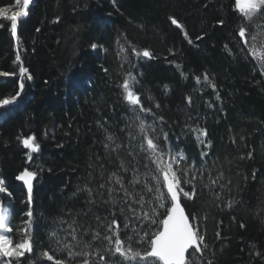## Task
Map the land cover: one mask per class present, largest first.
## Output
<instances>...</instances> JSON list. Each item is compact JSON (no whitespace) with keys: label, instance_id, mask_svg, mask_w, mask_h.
<instances>
[{"label":"trees","instance_id":"trees-1","mask_svg":"<svg viewBox=\"0 0 264 264\" xmlns=\"http://www.w3.org/2000/svg\"><path fill=\"white\" fill-rule=\"evenodd\" d=\"M13 3L0 0V7ZM233 4L234 0H31L30 13L19 21L17 33L21 59L33 78L25 80L19 103L0 108V180L12 194L13 237H19L29 207L33 213L34 252L26 253L21 264H53L37 258L48 248V233L58 226L54 221L63 219L66 223L59 226L67 228L75 219L88 227L94 225L95 215H108L111 206L99 197L89 211L87 194L77 189L88 184L95 190L103 183L101 165L105 179L118 167L103 141L107 130L118 143L128 142L121 129L131 113L118 85L129 70L139 81L135 91L143 105L164 117V130L175 149L184 151L188 164L203 166V175L197 173L198 195L193 200L182 197L186 213L199 217L206 236L202 264H264V70L236 41L242 18ZM169 17L176 18L183 31ZM9 24L0 18V70L5 72L18 69ZM257 24L264 25V20L253 21L252 32ZM129 44L149 50L152 58L135 57ZM120 45L129 63L122 64L117 56ZM204 73L215 90L196 84L194 77ZM17 90V76L0 77V99ZM11 110L15 114L10 115ZM186 122L206 129L211 145L204 148L194 136L182 135ZM30 134L40 145L31 160L18 139ZM201 151L207 157L202 159ZM120 155L131 159L125 152ZM144 163L140 158L141 172L146 170ZM25 167L37 173L31 205L14 180ZM221 172L223 178L212 184Z\"/></svg>","mask_w":264,"mask_h":264},{"label":"snow or ice","instance_id":"snow-or-ice-1","mask_svg":"<svg viewBox=\"0 0 264 264\" xmlns=\"http://www.w3.org/2000/svg\"><path fill=\"white\" fill-rule=\"evenodd\" d=\"M29 5L30 0H16L17 10L0 8V18L10 22V33L13 38H17L18 21L29 14ZM233 8L242 18L236 30V41L241 51H246V55L264 70V40H261L264 31L259 30L264 29V25L257 24L256 32H252L250 28L253 21L264 20V0H234ZM169 19L173 25L183 31V25L176 18L169 17ZM218 23L223 25L224 21ZM184 35L188 39L186 32ZM188 42L193 43L191 39H188ZM92 47L97 46L93 44ZM129 47L137 58L141 56L152 58V53L147 49L138 50L131 44ZM225 49L231 53L227 45ZM117 56L120 57L122 64L129 63L124 45H120ZM20 61L21 55L18 51L14 61L18 64V73L0 72V77L18 76L19 89L14 95L0 99V108L16 103L24 90L25 80L30 81L33 78ZM179 67L177 65L178 69ZM194 79L197 85L203 83V86H210L215 90V84L207 73ZM138 84L137 77L129 70L118 85L121 89L122 101L131 113V116L125 118L130 122L121 129L122 132L127 133L128 142L118 143L116 136L105 130L103 147L109 158L112 155L116 156L119 162L117 169L109 172L105 179L101 165L100 178L103 183H100L95 190L88 184L77 189V192L87 194L85 203L89 205V211L91 206L97 204L99 197L102 204L111 206L108 215H95L94 225L89 224L88 227L79 224L75 219L67 225V228L59 226L66 223L63 219L54 221L58 226L48 233V248L42 250L37 259L43 258L53 264H112L117 260L119 264H202L206 259L208 244L205 234L200 231L199 217L191 215L190 218V214H186L182 205V197L185 200H193L198 195L197 173L203 175V166L197 169L196 161L188 164V157L184 151L175 149L169 132L164 130L166 124L164 117L157 116L153 108L143 105L141 95L135 91ZM219 98L217 94V99ZM186 99L191 105V96ZM159 107V104L155 105V108ZM149 115L150 121L147 118ZM185 130L182 135L194 136L198 145L204 148L211 145V141L207 140L206 129L186 122ZM18 139L23 147L28 149L25 155L29 160L32 159V153L40 151L35 135L21 136ZM121 152H125L131 159L126 160L121 157ZM207 155L206 151L200 152L202 159ZM140 158L145 161L143 167L146 170L143 172L139 167ZM36 175V172L25 167L16 176V179L22 181L27 189L29 205L32 203V181ZM222 178L221 172L210 182L217 184ZM188 186L190 191L185 190ZM0 194L12 196L2 180H0ZM216 196L217 199L220 198L219 194ZM231 205L232 202L229 201L227 206L231 207ZM25 215L28 219L23 221L19 228V240L14 241L10 235L13 232L10 226V208L4 199H0V264H21V258L25 257L26 253L34 252L33 213L30 207ZM61 232L64 235H61ZM219 236L220 234L217 233L218 238ZM186 253H189L187 257ZM30 264H36V261H30ZM208 264L213 262L208 260Z\"/></svg>","mask_w":264,"mask_h":264},{"label":"bare ground","instance_id":"bare-ground-1","mask_svg":"<svg viewBox=\"0 0 264 264\" xmlns=\"http://www.w3.org/2000/svg\"><path fill=\"white\" fill-rule=\"evenodd\" d=\"M16 3V2H15ZM15 3H13V4H11V5H8V7H10V8H12V10L13 11H15V10H17L16 8H15ZM30 7V6H29ZM1 8V7H0ZM28 11H29V13H30V9H28ZM20 21V20H19ZM19 21H18V23H19ZM9 29H10V24H9ZM12 37V36H11ZM12 41H13V43H15L16 45L17 44H21V42H20V38L18 37V33H17V38H13L12 37ZM22 45V44H21ZM19 50H21V52L23 51L22 50V47H20L19 48ZM18 49L16 50L17 52L19 51ZM21 52H20V55H21ZM14 59H15V55H14ZM22 64H23V60L21 59V61H20ZM23 66L25 67V65L23 64ZM27 68V67H26ZM18 70V69H17ZM3 72H5V71H3ZM17 72V71H16ZM18 73V72H17ZM29 74H30V72H29ZM17 81H18V76H17ZM28 81V80H27ZM31 81V80H30ZM17 85H18V83H17ZM19 90V89H18ZM22 99V98H21ZM19 100V99H18ZM24 100V99H23ZM21 101V104L23 105V102L24 101ZM18 102V101H17ZM19 103V102H18ZM15 112H16V110H11V111H9V113H10V115L11 114H15ZM30 135H32V134H30ZM30 171H34V170H32V169H30V168H28ZM23 170V169H22ZM21 170V171H22ZM19 174V172L14 176V180L16 181V182H18V183H20L21 184V186H22V188H23V190H24V192H27V189L24 187V185H23V182L22 181H18L17 179H16V176ZM34 180H35V178L33 179V181H32V184L34 183ZM8 190V189H7ZM8 192H10L9 190H8ZM32 192H33V190H32ZM32 204V203H31ZM29 205V204H28ZM183 205V204H182ZM12 211V210H11ZM185 212H186V209H185ZM187 214V213H186ZM186 257H187V255H186Z\"/></svg>","mask_w":264,"mask_h":264},{"label":"rangeland","instance_id":"rangeland-1","mask_svg":"<svg viewBox=\"0 0 264 264\" xmlns=\"http://www.w3.org/2000/svg\"><path fill=\"white\" fill-rule=\"evenodd\" d=\"M16 2V0H14V3ZM30 2H31V0H30ZM1 8H10V7H8V5L7 6H4V7H1ZM10 9H12V8H10ZM20 47H22V45L21 44H15V43H13V51H14V55H15V57H16V54H17V49L19 50V48ZM19 52H21V50H19ZM0 72H3V71H1L0 70ZM17 72H18V70H17ZM21 146H22V144H21ZM23 147V146H22ZM24 148V147H23ZM26 149V148H25ZM28 150V149H27ZM0 199H4L6 202H7V206L10 208V211L12 210L11 209V204H12V196L11 197H7L5 194H0ZM11 218H12V211H11ZM11 226V225H10ZM11 236H12V234H10ZM12 238H13V240L14 241H18L19 240V237H17V238H15V237H13L12 236Z\"/></svg>","mask_w":264,"mask_h":264},{"label":"water","instance_id":"water-1","mask_svg":"<svg viewBox=\"0 0 264 264\" xmlns=\"http://www.w3.org/2000/svg\"><path fill=\"white\" fill-rule=\"evenodd\" d=\"M23 146V145H22ZM26 195H28V193L26 192ZM186 255H187V253H186Z\"/></svg>","mask_w":264,"mask_h":264}]
</instances>
